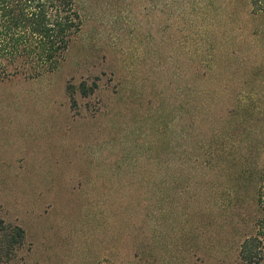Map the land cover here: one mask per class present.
<instances>
[{
    "label": "rangeland",
    "instance_id": "1",
    "mask_svg": "<svg viewBox=\"0 0 264 264\" xmlns=\"http://www.w3.org/2000/svg\"><path fill=\"white\" fill-rule=\"evenodd\" d=\"M76 6L55 70L0 79V264H237L264 174V0Z\"/></svg>",
    "mask_w": 264,
    "mask_h": 264
},
{
    "label": "trees",
    "instance_id": "2",
    "mask_svg": "<svg viewBox=\"0 0 264 264\" xmlns=\"http://www.w3.org/2000/svg\"><path fill=\"white\" fill-rule=\"evenodd\" d=\"M80 28L76 0H0V79H32L52 72ZM94 87L84 82L78 86L83 97L92 94ZM258 178L256 230L241 243L237 264H260L264 258V174ZM1 236V249L9 254L22 245L25 233L8 225L2 226Z\"/></svg>",
    "mask_w": 264,
    "mask_h": 264
}]
</instances>
